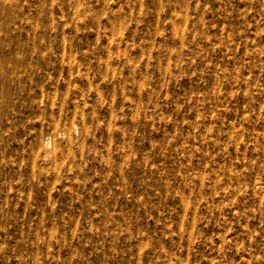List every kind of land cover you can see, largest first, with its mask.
Returning <instances> with one entry per match:
<instances>
[{
  "label": "rangeland",
  "instance_id": "1",
  "mask_svg": "<svg viewBox=\"0 0 264 264\" xmlns=\"http://www.w3.org/2000/svg\"><path fill=\"white\" fill-rule=\"evenodd\" d=\"M0 264H264V0H0Z\"/></svg>",
  "mask_w": 264,
  "mask_h": 264
},
{
  "label": "bare ground",
  "instance_id": "2",
  "mask_svg": "<svg viewBox=\"0 0 264 264\" xmlns=\"http://www.w3.org/2000/svg\"><path fill=\"white\" fill-rule=\"evenodd\" d=\"M51 148H52L51 140L46 141L45 152L47 155H49L51 153Z\"/></svg>",
  "mask_w": 264,
  "mask_h": 264
}]
</instances>
